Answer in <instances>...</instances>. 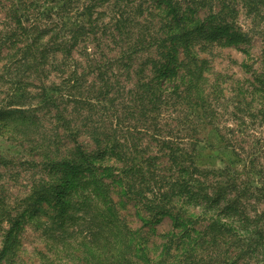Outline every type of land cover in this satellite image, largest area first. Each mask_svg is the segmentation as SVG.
I'll use <instances>...</instances> for the list:
<instances>
[{
    "label": "trees",
    "instance_id": "obj_1",
    "mask_svg": "<svg viewBox=\"0 0 264 264\" xmlns=\"http://www.w3.org/2000/svg\"><path fill=\"white\" fill-rule=\"evenodd\" d=\"M235 1L0 0V13L4 16L0 20V51L4 49L18 57L17 61L25 65L24 71L41 74L56 71L62 75L60 82H51L50 87L40 85L41 93L35 98L37 104L53 108V118L62 135L74 144L68 149L71 154L68 151L66 158L53 163L63 168L88 171L89 180L102 192L107 188L104 179L121 177L117 183H122L127 193L137 197L144 210L152 216H167L175 229L183 228L180 232L167 234L156 261L147 258L146 264H196L189 257H195V260L199 257L202 262L197 248L204 244L218 246L226 238L230 242L229 248L235 252L227 263L264 264V208L258 210V205L264 204V165H256V156L264 153V140L251 138L250 148L255 152H242L247 156L244 159L237 156L246 161L242 171L236 163L204 171L196 165L195 157L199 145L208 148L206 136H201L198 129L217 126L218 112L213 100L231 101L232 97L213 91L212 84L206 85L203 62L191 51L192 41L196 36L217 43L222 39L227 44L238 41L241 34H236L232 25ZM207 3H210L208 13L201 19L199 12ZM138 18L147 20L151 29L142 36L140 27L139 36L132 42V47L126 49L130 44L126 46L124 42L131 39L130 29ZM155 24L157 28L153 27ZM142 43L148 51L147 59L140 62L137 72L143 74L149 69L152 76L138 84L143 123L151 125L162 119L163 113L168 118L176 113L193 118L191 129L185 134L177 132L174 137H166L161 133L164 130H152L157 157L168 160L169 168L155 163L156 157L144 155L149 149L139 152L134 149L136 146L112 137L98 126L88 129L94 151L86 153L77 140L83 127L78 120L83 118L75 115L83 116L81 103L101 101L92 92L86 93L85 97L80 94L85 75L95 71L111 75L110 64L124 59H129L130 66L132 55L141 49ZM90 45L94 46L91 51ZM110 47L118 49L115 60H109L106 55ZM178 49L185 62L175 57ZM73 51L87 61L86 65L82 67L81 59L72 57ZM262 57L264 61V52ZM101 58L105 61L100 64L97 60ZM249 83L251 88L245 89L244 93L250 100L246 101L237 93L234 98L238 100L231 115L242 125V117L251 121L260 117V123L264 124V74H255ZM213 92L215 96H212ZM149 130L145 128L144 131L149 133H144L148 138ZM225 130L224 136L219 133L220 142L236 153V146L240 145L235 135L238 131ZM209 176L214 179L210 184ZM68 178V174L62 172L61 177L45 184L42 190L50 193L63 188ZM145 192L150 193L151 198ZM59 194L57 191L55 196ZM183 204H189V210L182 211L179 207ZM201 226L202 229H198ZM117 242L121 244L120 240ZM10 244L11 239L4 238L0 261Z\"/></svg>",
    "mask_w": 264,
    "mask_h": 264
},
{
    "label": "rangeland",
    "instance_id": "obj_2",
    "mask_svg": "<svg viewBox=\"0 0 264 264\" xmlns=\"http://www.w3.org/2000/svg\"><path fill=\"white\" fill-rule=\"evenodd\" d=\"M236 1L232 6L235 11L232 25L235 33L241 34V42L232 40L227 44L222 39L217 43L196 36L191 45V51L203 62L206 85L212 84L213 91L232 97L231 101L213 100L217 106L218 130L216 127L198 129L201 136H206L208 145L207 149L199 145L195 151L196 165L204 171L221 169L232 163L244 170L246 161L237 156H243L242 152H255L250 148L251 138L264 140V124L260 123V117L252 121L242 117V125L231 115L238 100L234 98L236 94L250 100L244 90L251 88L249 82L255 74H264V0ZM207 4L199 12L201 19L208 13L210 3ZM3 18L0 13V20ZM149 24L144 18L136 20L130 29L131 39L124 42L126 46L130 44L126 49L132 47V42L140 34V27L142 36L151 29ZM143 47L144 43L132 55L130 66L129 59L111 63V75L98 71L87 75L84 72L86 77L80 94L85 97L86 93L92 92L101 101L81 103L83 116L75 115L83 118L78 120L83 127L77 140L86 153L94 151L88 129L98 126L112 137L136 146L134 149L139 152L149 149L144 155L156 157L155 163L169 168L168 160L157 157L152 130H164L165 133H161L166 137H174L177 132L185 134L191 129L190 120L193 118L177 113L168 118L163 113V118L151 122V125L143 123L138 84L152 78L149 69L143 74L137 72L140 62L147 59L148 51ZM88 48L91 51L94 46ZM116 50L118 52L114 47L108 49L109 60L117 58ZM72 57L81 59L82 67L86 65L87 61L78 57L76 51L72 52ZM151 57L154 58L153 52ZM175 57L186 61L180 49ZM17 59L4 49L0 51V249L4 238L11 239V246L0 264H146L147 258L155 262L165 236L183 228L175 229L167 216H152L144 210L137 197L127 193L122 183H117L121 177L104 179L107 188L102 192L89 180L88 171L63 168L53 163L66 158L70 152L68 149L74 144L62 135L53 118V108L37 104L35 98L41 93L40 85L50 87L51 82H60L61 74L56 71L46 74L24 71L25 65ZM103 59L97 62L101 64L105 61ZM211 94L215 96L214 92ZM145 128L151 129L149 138ZM227 128L238 131L235 135L240 145L236 146V153L220 142L219 133L224 136ZM256 158L257 166L264 165V153H259ZM62 172L69 177L63 188L50 193L42 190L45 184L61 177ZM213 180L208 177L209 184ZM57 191L60 194L56 197ZM145 194L151 198L150 193ZM263 205H258V210H262ZM189 207V204H183L179 208L184 211ZM186 235L190 236V233ZM222 242L218 246L204 244L197 248L196 253L202 257V262L199 257L195 260L189 255V259L196 264H229L227 262L235 252L229 248L228 238Z\"/></svg>",
    "mask_w": 264,
    "mask_h": 264
}]
</instances>
